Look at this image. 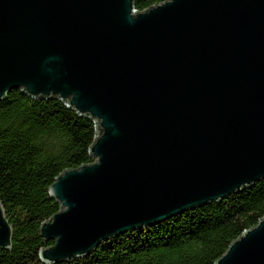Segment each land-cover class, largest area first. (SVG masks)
Returning <instances> with one entry per match:
<instances>
[{
  "label": "water",
  "instance_id": "obj_1",
  "mask_svg": "<svg viewBox=\"0 0 264 264\" xmlns=\"http://www.w3.org/2000/svg\"><path fill=\"white\" fill-rule=\"evenodd\" d=\"M93 119L94 162L58 174L45 263L264 179V0H0V99ZM0 201V248L12 245ZM214 264H264V216Z\"/></svg>",
  "mask_w": 264,
  "mask_h": 264
},
{
  "label": "trees",
  "instance_id": "obj_2",
  "mask_svg": "<svg viewBox=\"0 0 264 264\" xmlns=\"http://www.w3.org/2000/svg\"><path fill=\"white\" fill-rule=\"evenodd\" d=\"M166 0H134L142 12ZM93 119L57 98H32L20 89L0 99V201L12 226V245L0 264H214L228 245L264 216V179L217 202L101 243L83 257L45 263L39 251L53 243L41 223L60 204L49 195L56 176L94 162Z\"/></svg>",
  "mask_w": 264,
  "mask_h": 264
}]
</instances>
